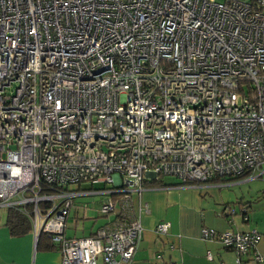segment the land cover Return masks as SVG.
I'll use <instances>...</instances> for the list:
<instances>
[{
	"label": "built area",
	"instance_id": "obj_1",
	"mask_svg": "<svg viewBox=\"0 0 264 264\" xmlns=\"http://www.w3.org/2000/svg\"><path fill=\"white\" fill-rule=\"evenodd\" d=\"M263 166L264 0H0V206L60 264H129L143 229L129 197L149 182ZM83 183L106 187L70 188ZM89 194L99 216L121 212L69 238L72 198ZM202 237L264 264L256 229Z\"/></svg>",
	"mask_w": 264,
	"mask_h": 264
},
{
	"label": "crops",
	"instance_id": "obj_2",
	"mask_svg": "<svg viewBox=\"0 0 264 264\" xmlns=\"http://www.w3.org/2000/svg\"><path fill=\"white\" fill-rule=\"evenodd\" d=\"M243 179L182 185L177 179L162 177L158 182L147 183L140 196L132 192L127 217L139 216L143 229L129 264H235V251L217 240L204 239L202 228L211 227L218 232L256 229L264 234V192L253 198L252 191L232 187L244 182ZM91 205L85 208L83 202L74 201L72 207L84 209L82 219L88 220L99 217L97 208ZM243 208L247 209L246 214ZM7 217V208L0 206V264H60V252L53 244L52 249H44V243L37 247L31 229L12 234ZM111 219L114 217L108 220ZM83 220H77L74 227H82ZM163 221L169 222L168 230L156 232V225ZM257 249L264 251V240ZM207 251L211 252V258L207 257ZM244 264L254 263L245 257Z\"/></svg>",
	"mask_w": 264,
	"mask_h": 264
},
{
	"label": "rangeland",
	"instance_id": "obj_3",
	"mask_svg": "<svg viewBox=\"0 0 264 264\" xmlns=\"http://www.w3.org/2000/svg\"><path fill=\"white\" fill-rule=\"evenodd\" d=\"M264 168V166H263ZM166 180H175L176 178L173 176H163ZM244 182L239 183L237 185H233V188L240 189L242 188L245 192L252 191L253 198H256L257 195H262L264 192V175L254 179H243ZM263 184V185H260ZM106 185L104 183H83L73 185L70 188H79L80 190H94L104 188ZM104 197V195L100 194H89V195H81L73 197L72 200L75 202H83L85 208L90 207L89 203H92V207L94 209L98 208L100 205V200ZM83 210V211H82ZM121 212V205L116 202L114 212L110 213L107 216H99L93 219L83 220L84 209L79 208L76 209L74 207L71 208L70 214L66 221V235L67 237H82L89 234L90 230L95 229L97 226L104 224L107 219L115 217L116 214ZM95 217V215L90 216ZM77 220H83L82 227H74Z\"/></svg>",
	"mask_w": 264,
	"mask_h": 264
},
{
	"label": "trees",
	"instance_id": "obj_4",
	"mask_svg": "<svg viewBox=\"0 0 264 264\" xmlns=\"http://www.w3.org/2000/svg\"><path fill=\"white\" fill-rule=\"evenodd\" d=\"M213 180L222 181V180H226V178H215ZM149 183H154V182H149ZM7 211H8L7 223L10 232L12 234L26 233L31 229L30 219L21 210L8 208ZM43 243L45 244L44 249L53 248V245H51L52 243L50 242V240L44 234H41L37 240V247H40L41 244Z\"/></svg>",
	"mask_w": 264,
	"mask_h": 264
}]
</instances>
